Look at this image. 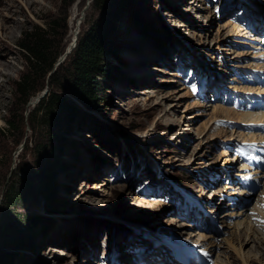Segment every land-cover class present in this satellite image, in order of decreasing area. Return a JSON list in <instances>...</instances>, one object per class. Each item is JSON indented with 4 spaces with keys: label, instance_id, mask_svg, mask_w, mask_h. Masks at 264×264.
Listing matches in <instances>:
<instances>
[{
    "label": "rangeland",
    "instance_id": "obj_1",
    "mask_svg": "<svg viewBox=\"0 0 264 264\" xmlns=\"http://www.w3.org/2000/svg\"><path fill=\"white\" fill-rule=\"evenodd\" d=\"M191 1L0 0V57L15 63L0 78V223L6 186L19 178L33 179L35 169L43 165L50 171L48 197V184L34 178L29 196L20 206L8 208L12 229L23 240L15 245L0 226L5 264H134L135 252L146 250L136 247L154 242L139 237L134 225L155 227L176 241H190L198 250L163 239L167 250H174L172 261L176 254L186 258L183 249L203 257L200 248H205L214 264H264V216L257 215L259 225L250 220L258 203L240 207L249 221L244 215L231 216L234 205L227 197L241 196L224 181L225 175L236 173L228 146L244 136L220 121L238 122L247 114L238 118V111L212 95L255 89L231 84L238 80L235 71L242 74L249 67L253 46L252 34L232 18L242 7L250 12L248 26L260 29L261 36L264 0L251 5V0H200L197 9ZM115 5L117 16L104 37L108 47L98 70L103 76L97 99L89 103L72 95L67 56L58 60L84 32L101 26ZM53 20L58 27L52 50L61 55L54 66L59 67L56 78L62 94L77 108L54 121L50 130L55 141L49 145L55 150L47 157L32 148L43 139L39 128H31L25 119L13 134L3 128L8 111L19 109L16 81L27 70L20 38ZM235 24L241 34L230 36ZM173 40L182 46L181 54L169 50ZM201 83L213 88L203 98L192 88ZM42 85V91L60 88L36 77L33 86ZM37 95L25 106L23 117L34 108ZM231 134L235 138L230 139ZM122 160H133L134 165L122 166ZM227 185L231 188L225 189ZM223 214L225 218H219ZM250 225L256 236L243 233ZM203 234L211 240L201 238ZM189 263L198 264L193 257Z\"/></svg>",
    "mask_w": 264,
    "mask_h": 264
},
{
    "label": "trees",
    "instance_id": "obj_2",
    "mask_svg": "<svg viewBox=\"0 0 264 264\" xmlns=\"http://www.w3.org/2000/svg\"><path fill=\"white\" fill-rule=\"evenodd\" d=\"M117 9L115 5L113 9L104 15V22H102L101 26L96 29L92 28L79 36L74 47L66 57L68 58L67 77L71 82L70 85L74 92L72 95L75 98H82L89 103L97 99L98 93L96 89L99 86L98 80L100 76H103L98 70L102 66V56L107 52L106 47H108L104 44V37L110 30V26L108 25L117 16ZM57 27L56 20L47 21L45 25H37L29 31H25L21 36L19 46L25 56L27 70L16 81L19 109L17 113L12 110L8 111V117L4 119L6 127L3 128V132L13 134L18 130V123H22L24 119L29 122L31 128L34 126L39 128L43 133V139L35 141L32 148L36 154H45L47 157H50L51 151L55 150L54 146L49 145L50 141H55L54 132L50 130L54 127V121L60 118V116L72 114L77 108L74 100L71 101L65 94H62L61 91H64V88L60 87V80L56 78L59 67L54 66L60 52H53L52 36ZM173 41V44L169 41V50L180 54L183 50L182 46L177 45V40ZM38 76L48 79L49 84H56L60 88L48 90L36 102L32 111L26 117H23L25 106L44 89L43 85L40 87L33 86L34 79ZM132 161L122 160L123 166L134 165ZM150 170H153L152 164L150 165ZM49 174L50 171L45 169L43 165L40 169H35L32 176L33 179L35 178V180L38 179L43 184H48L44 193L46 196L50 194ZM33 179L19 178L16 181L10 182L5 188L4 204L6 210L0 226L3 234H11L10 236L13 238L12 242L15 245H20L23 239L21 235L14 233V229H12L10 215L8 214L9 209L14 206H20L22 200L26 196H29L30 189L31 191L33 190ZM0 264H5V255L2 247L0 248Z\"/></svg>",
    "mask_w": 264,
    "mask_h": 264
},
{
    "label": "bare ground",
    "instance_id": "obj_3",
    "mask_svg": "<svg viewBox=\"0 0 264 264\" xmlns=\"http://www.w3.org/2000/svg\"><path fill=\"white\" fill-rule=\"evenodd\" d=\"M199 1L200 0H193V1H191V2H188V3H191L193 6H192V8L193 9H197L198 7H199ZM252 1H255V0H251L250 1V5H251V2ZM182 2H185V0H182ZM174 6V5H173ZM175 7H177V5H175ZM211 16H213V15H211ZM226 26V25H225ZM224 26V27H225ZM229 26V25H228ZM228 26L227 27H225L226 29L228 28ZM224 28V29H225ZM229 28H230V26H229ZM241 33H240V26L238 25V24H235V25H233V28H232V30H231V32L229 33V35L230 36H233V35H240ZM244 38V37H243ZM70 49H68L67 51H69ZM183 51V50H182ZM182 51H181V53H182ZM180 53V54H181ZM179 54V53H178ZM4 58L3 57H0V78L2 77V76H5V75H8L9 73H10V70H13L14 68H15V63L14 62H12V61H2ZM0 84H2V83H0ZM242 90H245V88H241ZM255 89H256V87H255ZM255 89H253L252 87H251V89H250V87H249V91L248 92H251V91H254ZM258 89V88H257ZM256 89V90H257ZM246 90H248L247 88H246ZM251 90V91H250ZM255 90V91H256ZM188 94H189V92H187V94L185 95V96H188ZM35 102V99H33L32 100V103L31 104H33ZM194 105H203L202 103H200V102H196ZM222 108V110L223 111H225V112H227V114L228 115H231V113H233V111H232V109H229V108H225V107H221ZM237 115V117L238 118H242V117H244L245 116V113H237L236 114ZM251 116V115H250ZM228 117H230L231 118V116H228ZM249 117V116H248ZM246 118V117H245ZM156 125V122L154 123V126ZM236 132V131H235ZM243 134H240V136H242ZM235 134H231V136H230V139H233V138H235ZM244 136V135H243ZM122 163V162H121ZM132 165V164H131ZM122 166H123V163H122ZM153 171V170H152ZM154 172H155V170H154ZM150 173H151V171H150ZM231 188V186H225V189H230ZM235 192H232V194H234ZM240 198L241 197H237L236 198V203H237V205H239L238 203H239V200H240ZM232 211V210H231ZM244 212V210H242L241 208H238V209H236V205H234V210L230 213V215L232 216V215H244V216H246V219L249 221V215H247V213H245ZM229 215V216H230ZM219 218H221V219H224L225 218V214H223L222 216H220ZM227 218V217H226ZM251 220V219H250ZM243 225H245V224H243ZM247 225V224H246ZM183 226H187L186 224H183ZM251 226H253V225H250V226H247L246 227V229H244V231H243V233H246V234H248V235H257V233L254 231V229L253 228H251ZM244 227V226H243ZM254 227V226H253ZM137 230L138 232H139V237H141L142 235H146V234H148V235H150L151 236V234H149V233H156V232H161L160 230H158L157 228H152V229H149V230H145L144 228H139L137 225H134V230ZM162 233V232H161ZM153 237L154 238H152V239H154V242L153 243H150V244H144V246H142V245H140V246H138V247H136L137 249H142V251L146 248V250H145V252H143V253H140V259H138L137 260V262L135 261V263L134 264H160L159 262H158V258H160V259H162V263H164V264H173L172 262V259H171V255H170V251H171V249H169V251L167 250H163V246H158V244L156 243V239H159V238H157L156 236H154L153 235ZM201 238H203L204 240H211V239H209L208 238V235H206V234H203L202 235V237ZM162 239H165V237H163ZM168 242H174V243H177V242H175L174 240L172 241V239L171 240H167ZM162 244H164V245H166V243H163V242H161ZM209 243H211V242H209ZM212 243H214L213 241H212ZM172 244V243H171ZM214 245V244H213ZM216 245V244H215ZM216 247V246H215ZM174 248H178V246H176V247H174ZM178 250V249H177ZM180 251V250H179ZM169 252V253H168ZM169 254V255H168ZM148 255H150V256H148ZM158 255V256H157ZM168 255V256H167ZM154 256H157V257H154ZM162 258H161V257ZM178 258L180 259V257H178V254H176V259L178 260ZM198 258H201V256L200 257H198ZM132 259H133V256H132Z\"/></svg>",
    "mask_w": 264,
    "mask_h": 264
},
{
    "label": "water",
    "instance_id": "obj_4",
    "mask_svg": "<svg viewBox=\"0 0 264 264\" xmlns=\"http://www.w3.org/2000/svg\"><path fill=\"white\" fill-rule=\"evenodd\" d=\"M70 51H71V49H70L69 51H67V52L65 53V55L61 56V57L59 58L58 62L62 61V60L67 56V54H68ZM46 92H47V89H45V90L42 91L40 94H38L37 97H36V99H35V102H38V100H39L41 97H43V96L46 94Z\"/></svg>",
    "mask_w": 264,
    "mask_h": 264
}]
</instances>
